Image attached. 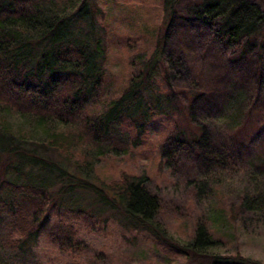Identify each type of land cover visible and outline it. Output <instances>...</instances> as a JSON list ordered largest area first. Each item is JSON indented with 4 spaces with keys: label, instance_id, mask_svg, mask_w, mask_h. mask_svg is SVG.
Instances as JSON below:
<instances>
[{
    "label": "trees",
    "instance_id": "obj_1",
    "mask_svg": "<svg viewBox=\"0 0 264 264\" xmlns=\"http://www.w3.org/2000/svg\"><path fill=\"white\" fill-rule=\"evenodd\" d=\"M180 1L163 0L169 20L180 15L176 13ZM101 15L97 0H0V264H10L4 260L7 252L25 258L50 213L60 208L78 219L93 212L105 213L128 230L150 232L185 256L178 264H264L240 253L227 254L203 223L196 224L187 240L174 236L157 220L160 199L147 188L146 176L122 173L105 183L94 175L98 158L130 149L132 139L122 133L123 124L130 121L143 134L153 117L179 111L174 95L178 81L173 79L160 43L150 58L135 56L138 73L118 97L110 99L100 112L89 111L106 82L110 44L98 19ZM190 17V25L185 26L197 36L201 49L200 40L215 43L219 49L240 46L241 59H246L249 51L243 45L250 44L249 38L262 28L264 10L249 0H207L195 6ZM194 23L197 29L191 27ZM230 59L239 66L241 59ZM254 78L259 88L264 79V60L260 58ZM195 82L189 79L188 88L192 103H201L199 109L206 111L197 120L201 134L172 141L164 153L168 158L186 156L203 167V173L242 165L245 183L237 213H246L245 218L257 221V229H262L263 150L257 152L256 160L243 151V140L235 145L229 134L219 147L210 141L219 128L239 126L245 112V89L235 86L219 108L213 109L204 86L198 91L191 86ZM191 115L196 116L194 111ZM219 118H225L221 125L217 124ZM51 231L60 248L87 249L74 226L60 221ZM26 260L15 264H27Z\"/></svg>",
    "mask_w": 264,
    "mask_h": 264
},
{
    "label": "rangeland",
    "instance_id": "obj_2",
    "mask_svg": "<svg viewBox=\"0 0 264 264\" xmlns=\"http://www.w3.org/2000/svg\"><path fill=\"white\" fill-rule=\"evenodd\" d=\"M206 1L181 0L176 13L186 18L177 16L169 20L163 0H97L102 9L98 19L106 28L110 45L105 62L104 89L89 111L100 112L110 99L118 97L131 77L138 73L139 60L135 56L143 54L150 58L159 43L164 44L165 56L171 64L170 72L178 81L174 83L178 86L174 95L178 96L179 111L153 117L143 134L127 121L121 131L131 137L130 149L98 158L93 164V173L105 183L117 180L122 173L146 176L147 188L160 199L157 220L174 236L187 240L192 237L196 224L203 223L227 254L240 253L264 263V228L257 229V221L246 219V213H237L245 183L243 166L212 168L203 173V167H197L186 156L168 158L164 153L172 141L201 134L197 120L200 121L206 111L199 109L201 103H192L189 79L196 81L191 86L197 91L203 90L204 86L213 109L219 108L223 97L230 96L235 86L244 88L246 101L242 108L245 112L239 118V126L231 129L222 125L224 128L213 133L210 141L214 147H219L229 134L235 145L243 140L241 147L248 156L257 160V152H264V79L259 88L254 84L257 60H264V23L260 33L249 38L253 47L249 43L243 45L249 51L246 59H241L240 46L219 49L215 43L208 45L200 40L201 49L197 36L186 26L190 25L188 20L195 6ZM249 1L264 10V0ZM191 27L197 29V24ZM244 41L246 37L241 40L242 44ZM233 56L241 59L238 67L231 62ZM164 71L167 72L165 66ZM234 77L237 78L235 84L232 83ZM158 83L165 91L160 79ZM253 98L255 102H252ZM192 111L195 117L191 115ZM224 119L217 120V124H223ZM93 213L78 219L65 208L52 211L45 229L29 247L25 258L7 252L4 260L10 264L20 263L23 259H27V264H178L186 260L150 232L128 230L105 213ZM60 221L75 227L77 237L87 248L84 252L64 250L54 243L51 227Z\"/></svg>",
    "mask_w": 264,
    "mask_h": 264
}]
</instances>
